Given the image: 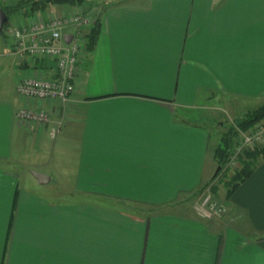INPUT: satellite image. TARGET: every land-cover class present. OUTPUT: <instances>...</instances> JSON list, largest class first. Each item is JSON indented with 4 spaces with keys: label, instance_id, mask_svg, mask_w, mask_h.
I'll list each match as a JSON object with an SVG mask.
<instances>
[{
    "label": "crops",
    "instance_id": "1",
    "mask_svg": "<svg viewBox=\"0 0 264 264\" xmlns=\"http://www.w3.org/2000/svg\"><path fill=\"white\" fill-rule=\"evenodd\" d=\"M97 20L71 102L41 105L47 128L16 119L39 105L16 96L27 70L0 54V70L19 71L14 99L0 100V264H264V161L224 216L181 204L215 176L202 105L264 103V0H129ZM58 125L70 203L27 189L15 169V152Z\"/></svg>",
    "mask_w": 264,
    "mask_h": 264
},
{
    "label": "built area",
    "instance_id": "2",
    "mask_svg": "<svg viewBox=\"0 0 264 264\" xmlns=\"http://www.w3.org/2000/svg\"><path fill=\"white\" fill-rule=\"evenodd\" d=\"M94 22L84 13L73 9L62 10L47 17L32 15L19 24L6 26L5 36L11 41V57L18 64L30 65L25 78L16 87V96L32 105L36 110H21L15 117L19 122L36 128L50 125L48 115L41 105L59 102L63 106L71 102L74 85L80 72L82 57L86 55V34ZM71 37L69 43L65 38ZM44 61L46 69H32V63ZM60 126L53 129L54 139ZM264 146V124L242 136L240 146L234 148L226 166L234 164L245 151ZM201 219L212 220L221 217L225 210L207 196L195 206Z\"/></svg>",
    "mask_w": 264,
    "mask_h": 264
},
{
    "label": "rangeland",
    "instance_id": "3",
    "mask_svg": "<svg viewBox=\"0 0 264 264\" xmlns=\"http://www.w3.org/2000/svg\"><path fill=\"white\" fill-rule=\"evenodd\" d=\"M6 5H17L15 0H6ZM83 5H75V6H59V5H50L44 12L35 13V14H27L24 15V11L16 12L12 14L9 19L8 25L19 24L23 22L27 17L32 15H40L43 17H47L50 14L58 13L62 10L73 9L77 11L86 12L92 16V21L98 19L100 14L109 6L114 4H120L123 2H127L129 0H114V3L105 4V2H101V0H83ZM15 5V6H16ZM3 28V30L6 28ZM3 30L0 33V54L10 55L11 54V41L5 36ZM5 61L4 56L0 57V64ZM15 63V61H14ZM26 62H23L25 64ZM19 64V65H23ZM19 76V71L15 69V72L11 74V77L8 76L6 71L0 70V100L2 98L14 99L13 93V85L16 78ZM264 105H252L249 103L241 102V101H233L229 100L226 97L222 96H214L210 98L208 103L202 105V109L198 111L195 115V119L205 123L210 129L211 139H210V153L208 156V163L210 166L214 163L216 166V161L214 159V149L219 143L220 139L223 135H225L231 128L235 127L236 122L242 121L246 118L248 114L253 113L258 110L260 107ZM264 120L258 123V125H263ZM255 126V127H256ZM254 127V128H255ZM253 128V129H254ZM252 129V130H253ZM251 131V130H250ZM249 132V131H248ZM247 132V133H248ZM46 133V132H45ZM49 131L45 135V139L41 145L34 147V150L27 151L26 153L22 152L23 155L14 154V159L18 158V164H16V170L21 177V183L26 185L27 189H33L40 194L49 197L55 198L58 197V201H63L64 203L74 202L75 199L71 198L72 193V184L70 182L63 183L61 179L62 168L60 166L59 153L60 147L62 145L61 139H50ZM238 137L234 140V145L232 147L231 153L234 148L240 146L242 141V136L245 133L238 132ZM262 147V146H261ZM242 156V155H241ZM235 159L234 164L231 166H224V168L219 172L218 176H215L210 179L208 182L204 183L202 187L194 192L193 194L184 197L181 204L184 206H193L195 208L196 205L200 204L207 196H210V199L217 206L223 208L225 212L221 214V217L224 216L227 212L226 206V192H227V181L231 178V176L238 170H240V158ZM217 171V166L215 173ZM33 173H38L42 175H46L51 179V182L46 185H40L36 178L33 176ZM214 173V174H215ZM33 187H30V184ZM216 188V191L213 192L212 189ZM65 190V195H61L60 191ZM195 211V209H194ZM196 213V212H195ZM220 218V217H219Z\"/></svg>",
    "mask_w": 264,
    "mask_h": 264
},
{
    "label": "trees",
    "instance_id": "4",
    "mask_svg": "<svg viewBox=\"0 0 264 264\" xmlns=\"http://www.w3.org/2000/svg\"><path fill=\"white\" fill-rule=\"evenodd\" d=\"M83 2V0H22L19 1L13 8H3L1 11L4 12L7 19H9L12 14L20 11H24V15L26 16L29 13H42L50 5H68L72 7L75 5L81 6L83 5ZM99 34L100 22L99 20H96L85 37L86 54H91L94 51L99 38ZM32 65L34 66V68L32 69H46V67L48 66V64L44 61H35L32 63ZM19 68L28 70L30 68V65L23 64L20 65ZM263 120L264 105L253 113L248 114L244 120L236 122L235 127L231 128L225 135L222 136L219 143L215 147L213 154L216 161V166L217 168H220L215 178L229 161L231 150L234 145V140L238 137L237 133H247ZM259 160L264 161V146L254 148L252 150H247L242 154L239 160L241 165L240 170L236 171L227 181V199H229L233 195V193L251 177ZM212 191L215 192L216 188L214 187Z\"/></svg>",
    "mask_w": 264,
    "mask_h": 264
},
{
    "label": "water",
    "instance_id": "5",
    "mask_svg": "<svg viewBox=\"0 0 264 264\" xmlns=\"http://www.w3.org/2000/svg\"><path fill=\"white\" fill-rule=\"evenodd\" d=\"M8 23V19L6 17V14L4 12H2L0 10V33L3 30V28L6 26V24ZM66 42L69 43V41L71 40V37H66L65 38ZM220 170V168H217V171L215 173V175L217 174V172ZM33 176L36 178V180L40 183V184H44L46 183V181L48 180V178H46L44 175L42 174H38V173H33Z\"/></svg>",
    "mask_w": 264,
    "mask_h": 264
}]
</instances>
